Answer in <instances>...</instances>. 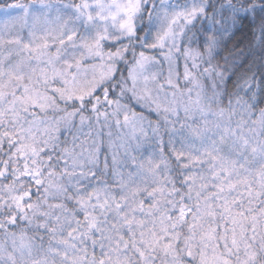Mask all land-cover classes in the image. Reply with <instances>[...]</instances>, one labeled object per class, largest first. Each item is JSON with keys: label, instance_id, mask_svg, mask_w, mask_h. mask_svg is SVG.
Masks as SVG:
<instances>
[{"label": "snow or ice", "instance_id": "1", "mask_svg": "<svg viewBox=\"0 0 264 264\" xmlns=\"http://www.w3.org/2000/svg\"><path fill=\"white\" fill-rule=\"evenodd\" d=\"M0 264H264V0H2Z\"/></svg>", "mask_w": 264, "mask_h": 264}, {"label": "trees", "instance_id": "2", "mask_svg": "<svg viewBox=\"0 0 264 264\" xmlns=\"http://www.w3.org/2000/svg\"><path fill=\"white\" fill-rule=\"evenodd\" d=\"M2 2V0H0ZM245 36H246V29H241L236 33V35L233 37L232 41H229V46H231L233 43H235V46L237 48H240L243 46V43L245 41ZM224 53H221V56H223ZM182 63V62H181Z\"/></svg>", "mask_w": 264, "mask_h": 264}, {"label": "rangeland", "instance_id": "3", "mask_svg": "<svg viewBox=\"0 0 264 264\" xmlns=\"http://www.w3.org/2000/svg\"><path fill=\"white\" fill-rule=\"evenodd\" d=\"M182 64V63H181Z\"/></svg>", "mask_w": 264, "mask_h": 264}]
</instances>
